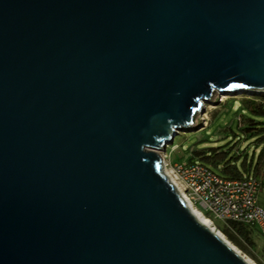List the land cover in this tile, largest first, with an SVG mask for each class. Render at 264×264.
<instances>
[{
	"label": "water",
	"instance_id": "obj_1",
	"mask_svg": "<svg viewBox=\"0 0 264 264\" xmlns=\"http://www.w3.org/2000/svg\"><path fill=\"white\" fill-rule=\"evenodd\" d=\"M263 93L264 0H0V264H248L160 152Z\"/></svg>",
	"mask_w": 264,
	"mask_h": 264
},
{
	"label": "built area",
	"instance_id": "obj_2",
	"mask_svg": "<svg viewBox=\"0 0 264 264\" xmlns=\"http://www.w3.org/2000/svg\"><path fill=\"white\" fill-rule=\"evenodd\" d=\"M160 155L164 170L170 172L194 206L199 205L225 223H239L254 232L257 230L264 237V209L259 202L262 182L259 179H229L200 163L172 162L167 151Z\"/></svg>",
	"mask_w": 264,
	"mask_h": 264
},
{
	"label": "rangeland",
	"instance_id": "obj_3",
	"mask_svg": "<svg viewBox=\"0 0 264 264\" xmlns=\"http://www.w3.org/2000/svg\"><path fill=\"white\" fill-rule=\"evenodd\" d=\"M242 95L216 94L210 102L205 103L203 107L204 113L202 111L197 112L194 116V124L181 131L176 136L174 143L168 146L166 151L171 156L172 162L188 163L194 149L210 150L221 147L226 149L239 142L236 149L239 152L244 153L247 151L253 153L256 150L257 153H260L263 146L261 145L256 149V146L251 144L256 137L246 139L245 134L239 129L240 115L244 114L249 117L241 108L240 100H230L225 104L227 99L241 97ZM258 120L264 122V117ZM236 150L234 151L236 152ZM196 161L199 163V160ZM262 180L264 181V178ZM259 202L264 209V186H262L260 191ZM195 207L199 208V205L196 204ZM200 211L213 220L218 231L224 230V221L216 219L212 213L203 209ZM252 239L254 242L253 249L248 252L239 249L242 257H245L246 260H251L254 264H264V237L256 230L252 233Z\"/></svg>",
	"mask_w": 264,
	"mask_h": 264
},
{
	"label": "trees",
	"instance_id": "obj_4",
	"mask_svg": "<svg viewBox=\"0 0 264 264\" xmlns=\"http://www.w3.org/2000/svg\"><path fill=\"white\" fill-rule=\"evenodd\" d=\"M230 100H240L241 108L249 115L247 117L241 114L239 117V129L245 134V138L256 137L251 144H254L256 149L262 145L263 149L260 153H257L256 150L253 153L247 151L241 153L236 150L240 142L226 149L222 147L210 150L194 149L188 163H197L196 160H199L200 164L225 178L253 177L259 179L264 186L262 180L264 178V122L258 120L264 117V93L260 95L244 94L241 97L229 98L225 104ZM222 232L240 250L248 252L254 248L252 239L254 231L249 227L227 222Z\"/></svg>",
	"mask_w": 264,
	"mask_h": 264
},
{
	"label": "bare ground",
	"instance_id": "obj_5",
	"mask_svg": "<svg viewBox=\"0 0 264 264\" xmlns=\"http://www.w3.org/2000/svg\"><path fill=\"white\" fill-rule=\"evenodd\" d=\"M165 172H166V175L169 176L173 185L178 189V191L180 192L183 199L186 201L188 207L190 208V210H191L192 214L195 216V218L201 224H203L204 226H206L207 228L212 230L214 233H216L223 242H225L234 252H236L239 256L242 257V253L240 252L239 248L237 246H235L232 242H230L229 239L222 233V231L217 230L212 219L206 217V215L202 211H200L199 209H197L194 206L193 202L188 198V196H186V194L183 192L182 188L174 180V178L171 176L170 172L167 169H165ZM243 259L246 260L245 257ZM246 262L248 264H254L251 260H248V259L246 260Z\"/></svg>",
	"mask_w": 264,
	"mask_h": 264
}]
</instances>
